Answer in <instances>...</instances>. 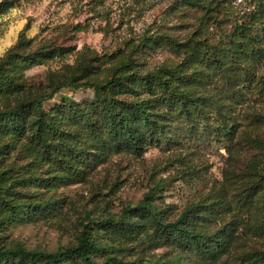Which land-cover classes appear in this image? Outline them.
Returning a JSON list of instances; mask_svg holds the SVG:
<instances>
[{
    "label": "rangeland",
    "instance_id": "rangeland-1",
    "mask_svg": "<svg viewBox=\"0 0 264 264\" xmlns=\"http://www.w3.org/2000/svg\"><path fill=\"white\" fill-rule=\"evenodd\" d=\"M207 52L254 73L243 89L246 101L234 115L232 145L192 142L179 110L158 102L153 108L166 124L164 143L148 138L141 154L117 149L109 139L99 143L97 137L109 138L107 108L92 89L67 86L43 103L61 129L46 147L31 128L33 111L19 118L21 134H0V188L14 204L45 207L30 218L0 209V246L56 253L76 246L90 226L98 242L119 250L113 257L127 262L264 264V187L254 203L248 196L253 182L264 177L260 0H0V61L11 53L18 62L28 55L39 57L21 71L5 67L18 90L0 89V113L47 96L67 79L107 82L118 68L128 76L127 91L116 99L136 102L148 96L139 79L145 75L177 67L188 75L213 72L204 60ZM181 90L217 96L196 84ZM68 148L78 149L83 161L68 162ZM146 196L164 223L195 209L203 213L204 234L232 230L237 238L231 251L205 260L159 234L147 219H138L143 229L128 236L99 226Z\"/></svg>",
    "mask_w": 264,
    "mask_h": 264
},
{
    "label": "trees",
    "instance_id": "trees-1",
    "mask_svg": "<svg viewBox=\"0 0 264 264\" xmlns=\"http://www.w3.org/2000/svg\"><path fill=\"white\" fill-rule=\"evenodd\" d=\"M264 0H260L263 4ZM221 55H228L226 49H220ZM214 52L204 53L207 66L213 72H195L193 75L183 74L180 67L161 69L153 74L139 79L146 87L147 97L136 102H123L116 96L127 91L124 82L128 75H122L123 69L118 68L107 82L85 81L76 83L74 79L59 82L55 89L47 96L36 98L28 103L20 102L8 111L0 113V134L11 131L15 134L23 132V124L19 118L27 111H33L36 119L31 128L39 144L44 147L48 141H54L61 133L58 122L53 120L50 113L43 108L46 100L54 96L67 86L75 89H92L108 111L107 135L97 137L99 143L111 140L117 149H128L141 154L147 139L164 143L167 140L164 119L155 112L154 103L168 105L178 109L181 113L184 130L189 134L191 141L198 145L209 143L219 144L223 141L232 145L237 128L234 115L246 101V93L254 78V73L239 63L220 60ZM206 55V56H205ZM14 54H9L0 61V89L1 91H17V84L7 74L5 67L11 71H21L35 65L39 59L36 55H28L21 62L15 60ZM199 57V56H198ZM175 82H178L176 84ZM196 84L204 92L215 93L217 96L196 97L192 92L181 90V86ZM107 92L110 96L106 95ZM222 99V100H221ZM123 107V108H122ZM102 139V140H101ZM229 144V145H228ZM69 159L82 162L78 149L68 148ZM67 162V163H68ZM264 187V177L256 179L248 193L251 203ZM9 192L0 188V209H8L13 217H31L35 211L44 210V206L14 204L9 200ZM146 196L135 208H125L117 218L103 221L99 226L110 227L117 233L128 236L140 232L144 223L138 219H147L156 231L171 240L178 247L191 251L205 260H217L220 256L229 253L236 241L237 235L232 230L224 229L214 235H206L201 231L200 219L203 213H196L195 209L184 212L176 221L164 223L158 217V211L153 203L148 202ZM196 208V207H195ZM33 216V215H32ZM1 228V225H0ZM119 251V250H118ZM114 248L105 246L93 236L90 226H85L74 247L64 248L56 253L30 251L24 247L5 248L0 246V264H141L137 261L127 262L121 257H113ZM100 256H106L100 263ZM179 264L180 260H177ZM151 264V263H149ZM156 264V263H153ZM182 264V263H181Z\"/></svg>",
    "mask_w": 264,
    "mask_h": 264
}]
</instances>
